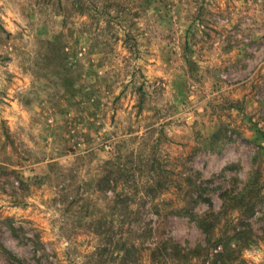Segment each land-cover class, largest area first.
Segmentation results:
<instances>
[{"label":"rangeland","instance_id":"374dc122","mask_svg":"<svg viewBox=\"0 0 264 264\" xmlns=\"http://www.w3.org/2000/svg\"><path fill=\"white\" fill-rule=\"evenodd\" d=\"M130 136L203 182L192 216L128 232L95 192ZM0 164L24 182L0 174V264H118L129 234L124 264H152L155 228L199 253L156 264H263L264 0H0Z\"/></svg>","mask_w":264,"mask_h":264},{"label":"trees","instance_id":"16d2710c","mask_svg":"<svg viewBox=\"0 0 264 264\" xmlns=\"http://www.w3.org/2000/svg\"><path fill=\"white\" fill-rule=\"evenodd\" d=\"M5 136L8 137V133L5 132ZM133 139L135 143H131ZM109 146L111 155L94 165L97 170L94 175L95 180L93 179L94 190L102 194L111 193L108 198L109 209L113 212L117 211L122 216V224L130 228L128 232L142 225L140 211L145 206L157 216L155 222L158 223L170 214L192 216L191 208L206 200L200 190L203 182L184 174L178 163L171 164L169 159H165L167 155L161 150L158 137L147 142L140 136H130L112 141ZM84 163L83 160L81 164ZM0 174L10 176L19 185L24 183L18 175H13L17 172L6 165L0 164ZM193 191L196 192L194 198L189 196ZM4 220L11 232L17 230L10 217H5ZM100 223H102L101 220ZM216 223L218 222L208 221L206 217L199 220L198 224L209 240L212 238ZM145 233L146 231L142 229L139 237L145 238ZM155 234L154 247L148 249V260L152 264L163 259L181 263L188 257L199 255L192 249L185 250L175 244L170 237L164 238L158 228H155ZM131 235L129 234L130 243L127 245L126 252L118 264H124L125 256L133 254L132 249L135 247L134 243H131L133 242ZM231 238L237 240V250L249 246V236L245 235L243 229H234L230 235ZM219 240H224V237L216 241L219 242ZM2 248L8 255L11 254L3 245ZM220 255L222 254H214L215 257ZM14 258L17 264H27L16 256Z\"/></svg>","mask_w":264,"mask_h":264}]
</instances>
